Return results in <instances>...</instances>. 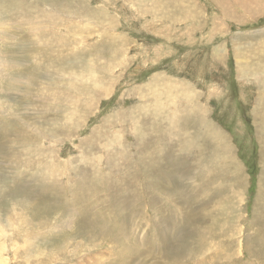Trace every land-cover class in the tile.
Instances as JSON below:
<instances>
[{"label": "rangeland", "instance_id": "rangeland-1", "mask_svg": "<svg viewBox=\"0 0 264 264\" xmlns=\"http://www.w3.org/2000/svg\"><path fill=\"white\" fill-rule=\"evenodd\" d=\"M0 264H264V0H0Z\"/></svg>", "mask_w": 264, "mask_h": 264}]
</instances>
